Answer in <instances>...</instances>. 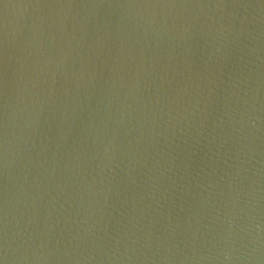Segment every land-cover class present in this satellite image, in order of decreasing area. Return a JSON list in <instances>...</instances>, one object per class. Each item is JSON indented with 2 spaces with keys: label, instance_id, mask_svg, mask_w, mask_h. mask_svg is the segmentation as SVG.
<instances>
[{
  "label": "water",
  "instance_id": "95a60500",
  "mask_svg": "<svg viewBox=\"0 0 264 264\" xmlns=\"http://www.w3.org/2000/svg\"><path fill=\"white\" fill-rule=\"evenodd\" d=\"M0 264H264V0H0Z\"/></svg>",
  "mask_w": 264,
  "mask_h": 264
}]
</instances>
